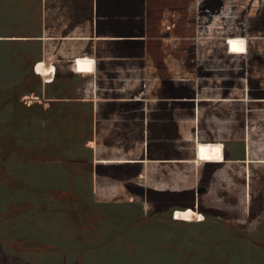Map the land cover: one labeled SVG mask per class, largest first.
<instances>
[{
	"label": "rangeland",
	"instance_id": "obj_1",
	"mask_svg": "<svg viewBox=\"0 0 264 264\" xmlns=\"http://www.w3.org/2000/svg\"><path fill=\"white\" fill-rule=\"evenodd\" d=\"M225 1L155 7L171 53L159 50L144 91L107 70L97 82L76 38L62 46L39 31L44 0H0V264H264V155L249 146L264 130V0ZM74 7L63 36L87 14ZM212 94L245 101L244 114L233 101L224 113L232 132L245 116L243 162L199 141L203 114L222 113L191 104ZM170 119L196 127L192 156L187 141L173 153L161 140ZM153 158L164 164L142 170Z\"/></svg>",
	"mask_w": 264,
	"mask_h": 264
},
{
	"label": "crops",
	"instance_id": "obj_2",
	"mask_svg": "<svg viewBox=\"0 0 264 264\" xmlns=\"http://www.w3.org/2000/svg\"><path fill=\"white\" fill-rule=\"evenodd\" d=\"M164 1L172 0H44L46 13L51 12L52 14L44 17V26L46 25V28L44 27L43 29V25L40 23L37 29L45 33L48 37L53 38L51 41H61L60 44L62 46L70 42V40L62 39H69V37L76 38V40L79 41V51L77 53H84L96 59L97 82L102 80L101 76L103 74L105 75V70H107L109 72L112 71L114 74L115 78L112 80L114 83H122V89H126V87L131 86L134 81L139 80L142 90L148 91L150 90L149 87L154 86L153 84H157L158 81V77L156 76V71L158 70L155 71L157 66H155L154 63L157 59L159 61V57L157 58L159 50L160 55L168 52L171 53V48L165 45L167 44L166 41H169L170 38L165 40L164 36H162L163 30L160 25H154L155 22L152 19L154 10L158 7L157 5ZM71 7H77L78 11L83 13L85 10L87 14H85V16L80 15L81 22H79L77 26H74L71 31H68L66 33L68 34L67 36H63L64 34L60 31H64L69 19L62 21L63 18H66L62 12L65 11L69 13V10L73 9ZM155 11H164V8ZM164 14L165 13H163V15ZM163 15L160 19L158 18L159 23L163 22ZM34 24L36 25V22H34ZM155 27L156 31H154ZM35 35L39 34L36 33ZM84 44L88 45L87 50H84L85 52L82 50V47L85 46ZM71 55L75 54L72 53ZM172 65L175 71H179L176 63ZM216 89H214V91H216ZM197 96H195V100ZM218 96L214 94V99H212V101H207V97H202V101L198 103L193 102L191 104L193 106L198 104L199 107L200 102H215L213 104H215L222 113L220 116H217V119H214V121L212 119L204 121L206 114H203V121L199 120L198 123V132L196 131V127L192 129L189 125L191 131L190 133H186L183 131L181 122L178 123V121L170 119L169 124L174 130L172 131L173 136L161 138L158 135H154L152 139L160 140L161 138V140H169L168 145L172 146L173 153H181V141H187L188 146L186 147V153L192 156L194 150L193 139L196 138L197 132L199 141L220 144L225 160L230 162H243L247 156V144L244 133L246 126L245 116L238 115L240 119H238L237 124L239 125L238 127L241 128V131L232 132L228 129V124L231 122L229 118L231 116L225 115L224 113L226 110V102L233 101V103H237L238 107L242 108L241 110L238 108L236 112L239 113L240 110L242 114H244L245 101L240 97L230 101H216L220 99ZM148 102H150V100L147 101V103ZM206 110L208 112V109ZM259 119L260 118H258V120ZM260 120H262V117ZM158 122L157 120V123ZM255 124L257 123L255 122ZM258 125L262 127V124ZM260 127L256 126L257 132L253 131L251 133L250 138H252L254 144L252 145L251 143L249 145L253 154L258 156L264 155V146L260 144V141L264 139V133L261 134L260 132L264 130H261L262 128ZM256 140L259 141L256 142ZM157 143L158 147H160L159 142ZM157 159L158 158H153V160H150L152 163L148 166L142 165V170L144 169L145 171L146 168L147 171L150 172L152 166L159 164L161 166V164H164V161ZM234 165H236L238 171L242 173V165Z\"/></svg>",
	"mask_w": 264,
	"mask_h": 264
},
{
	"label": "built area",
	"instance_id": "obj_3",
	"mask_svg": "<svg viewBox=\"0 0 264 264\" xmlns=\"http://www.w3.org/2000/svg\"><path fill=\"white\" fill-rule=\"evenodd\" d=\"M223 3H222V5H221V9L220 10H223V9H226V5H227V7L228 6H230L229 7V10H230V8L232 7L231 5V3H230V1H225V0H221ZM221 14V13H220ZM224 19V18H223ZM227 43V40L225 41V44ZM224 43L222 42V45H223ZM223 47H225L224 45H223ZM225 51V50H224ZM228 51V50H227ZM194 55V54H193ZM228 55V54H227ZM197 56H199L198 55V52H196L195 53V59L197 58ZM229 56H231V55H229ZM243 56V55H242ZM196 62H197V60H195V64H196Z\"/></svg>",
	"mask_w": 264,
	"mask_h": 264
},
{
	"label": "bare ground",
	"instance_id": "obj_4",
	"mask_svg": "<svg viewBox=\"0 0 264 264\" xmlns=\"http://www.w3.org/2000/svg\"><path fill=\"white\" fill-rule=\"evenodd\" d=\"M145 152V151H144ZM140 156V155H139ZM136 157V156H135ZM138 157V156H137ZM141 157V156H140ZM144 157V156H143ZM142 159V158H141ZM158 160V159H157ZM140 163V162H139ZM135 164H136V162H135ZM173 173V172H172ZM174 179V178H173ZM172 180V179H171ZM164 188V187H163ZM154 191V190H153ZM167 215V214H166ZM166 218V217H165Z\"/></svg>",
	"mask_w": 264,
	"mask_h": 264
}]
</instances>
